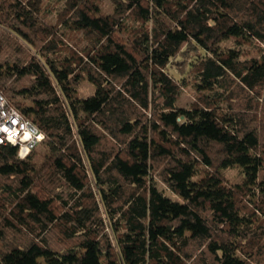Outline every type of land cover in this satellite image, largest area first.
I'll use <instances>...</instances> for the list:
<instances>
[{"label":"trees","instance_id":"1","mask_svg":"<svg viewBox=\"0 0 264 264\" xmlns=\"http://www.w3.org/2000/svg\"><path fill=\"white\" fill-rule=\"evenodd\" d=\"M100 2L0 0V264H264V0Z\"/></svg>","mask_w":264,"mask_h":264},{"label":"built area","instance_id":"2","mask_svg":"<svg viewBox=\"0 0 264 264\" xmlns=\"http://www.w3.org/2000/svg\"><path fill=\"white\" fill-rule=\"evenodd\" d=\"M43 139V133L11 106L0 92V145L16 147L17 155L22 159Z\"/></svg>","mask_w":264,"mask_h":264},{"label":"rangeland","instance_id":"3","mask_svg":"<svg viewBox=\"0 0 264 264\" xmlns=\"http://www.w3.org/2000/svg\"><path fill=\"white\" fill-rule=\"evenodd\" d=\"M100 9L102 13H110L113 9V6L110 0H101L100 2ZM51 22L55 20L54 14H50L48 18ZM230 42H227L226 45H229ZM246 49V48H245ZM172 71V70H171ZM94 91L93 85L87 81V79H82L79 86H78V93L79 96L85 98L91 95ZM197 90L195 85L191 82H188L183 88L179 99L176 102L177 106H188L190 101L196 95ZM240 167H233L224 169V174L229 182H236L239 180L240 174ZM159 189H163L165 194L173 199L180 200V198L176 195H173L170 191L166 190L164 186L159 182L158 184Z\"/></svg>","mask_w":264,"mask_h":264}]
</instances>
